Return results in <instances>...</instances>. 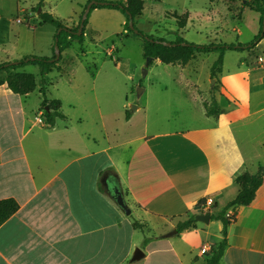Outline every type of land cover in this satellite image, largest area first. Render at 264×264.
Listing matches in <instances>:
<instances>
[{
    "label": "crops",
    "instance_id": "obj_1",
    "mask_svg": "<svg viewBox=\"0 0 264 264\" xmlns=\"http://www.w3.org/2000/svg\"><path fill=\"white\" fill-rule=\"evenodd\" d=\"M38 2L42 12L67 27L77 25L80 14L76 19L71 17L73 4L65 13L57 3L50 7L48 0ZM32 7H22L18 0H0V21L3 16L21 12L28 21L38 18L39 23L38 11ZM27 27L34 29L29 22ZM78 49L86 56L83 47ZM262 55H258L256 65L249 57L240 61L246 66L243 83L247 95L243 101L235 93L228 95L224 81L218 79L211 97L219 105L217 114L207 113L202 106L201 114H196L198 122L178 127L149 125L146 116H138L146 114L139 102L127 111V104L134 102L127 95L113 111L117 115H113L110 128L106 116L113 114L112 106L103 107L96 97L97 109L85 111L97 114L96 130L80 127V118L77 124L67 121L61 99L45 95L47 100L61 102L64 115L48 126L41 96L39 105L28 114L23 103L31 92L16 94L1 84L0 200L12 198L18 208L0 224V264H199L192 251L200 253V248L208 245L206 255L214 246L207 240L195 245L189 235L197 223L209 235L211 217L208 223L196 220L195 228L173 235L167 231L147 234L143 224H148L149 231L160 227L173 230L182 216L196 213L193 207L208 197L213 199L214 214L235 197L236 177L245 171L254 172L259 161L252 150L263 141L252 143L248 154L237 130L249 141L246 125L264 115V97L255 95L259 86L264 87V51ZM59 66L53 71L62 73ZM135 69V63L125 68L129 74ZM94 70L97 72L93 69L91 76H95ZM47 74L43 77L45 85ZM235 76L241 79V73ZM103 83L106 89L113 84ZM73 87L68 84L72 92ZM40 113L43 122L35 118ZM113 186L121 190L130 214L115 203ZM228 212L234 218L227 226V244L219 264H264V181L249 204ZM215 221L220 233L222 223ZM174 235L179 238L171 239ZM217 238L220 240L221 235ZM136 247L143 256L131 260Z\"/></svg>",
    "mask_w": 264,
    "mask_h": 264
},
{
    "label": "rangeland",
    "instance_id": "obj_2",
    "mask_svg": "<svg viewBox=\"0 0 264 264\" xmlns=\"http://www.w3.org/2000/svg\"><path fill=\"white\" fill-rule=\"evenodd\" d=\"M50 7L59 4V8L69 13L70 5L73 4L74 12L71 17L76 19L82 7L92 0H48ZM87 1V2H86ZM142 14L135 19L137 30L146 35L164 41H172L176 36V21L173 12L180 14L189 12L185 27L181 30L184 40L195 44L226 43V44H251L254 38H259L256 44L245 50H226L224 52V65L220 73L214 77L210 76V67L216 60L218 53L196 54L186 64L165 65L157 60L145 65L146 57L143 56V38L141 35L129 31L123 24L125 16L119 10H107L94 8L88 11L87 22L84 28L83 42L73 40L68 49L63 50L62 58L58 62L62 66V73L53 71L48 73V84L46 85L47 97L60 98L62 101V112L67 121L78 123L80 127H88L96 130L97 114H85V111L97 109V100L104 107L112 106V112L116 106L121 105L125 95L127 99H134L132 104L139 102L143 106L147 122L151 126L178 127L199 121L196 114H201L204 103L210 104L214 96V89L218 87V79L224 81L225 90L229 94L235 93L241 101L246 98L247 89L243 74L246 66L240 61L252 59L253 65L258 64L257 57L264 51V34L261 13L244 6L245 0H143ZM22 7L35 9L38 0H18ZM37 3V4H36ZM85 3V4H84ZM82 5V6H81ZM38 11V9H37ZM172 12V13H171ZM1 17L0 21V61L13 60L23 55H36L52 57L54 50L55 26L52 24L39 25L38 18L27 20L21 12ZM36 16V14H35ZM34 16V17H35ZM22 20L18 22L17 18ZM33 25L29 30L27 24ZM65 23L71 24L66 20ZM65 25V24H64ZM73 26H76L74 24ZM83 47L86 56L79 51ZM113 49V56L108 50ZM263 56V55H262ZM135 63L134 74L126 73V66ZM86 66L91 70L86 71ZM145 67L146 73H143ZM93 69L95 76H91ZM24 71L34 74L36 88L26 97L24 110L31 113L40 102L38 88L41 86L39 67L27 64ZM93 72V73H94ZM236 73H241L238 81ZM113 82L112 86L104 87L103 82ZM72 84L74 92L68 88ZM257 87V86H255ZM143 90L138 94L139 90ZM225 95V94H224ZM258 97H264V87L259 86ZM97 97V100H96ZM228 98H224L227 100ZM127 104V111L129 110ZM110 110V112H111ZM25 112V113H26ZM142 113V111H140ZM2 114V112H0ZM113 115L107 114L108 128L112 127ZM257 121V122H256ZM255 122L246 125L247 139L237 130V136L246 145L248 154L251 145L255 141H263V144L253 147L252 152L257 154V161L264 159V115ZM239 129V126L238 128ZM259 133V134H258ZM251 146V147H250ZM249 147V148H248ZM258 162V163H259ZM253 168L255 172L257 165ZM135 212V211H134ZM134 214V213H133ZM184 217V216H182ZM134 218V215L131 216ZM147 234H160L165 231L169 233L168 227H160L149 231L147 223H144ZM209 235L201 229V223H197V229L189 235L195 245H201L208 241L212 246L218 243L219 232L217 222L211 220L208 225ZM178 235L171 236L177 240ZM144 244H141L143 246ZM140 248V247H138ZM196 255V258L194 257ZM191 256L203 264L206 257L204 252L192 251Z\"/></svg>",
    "mask_w": 264,
    "mask_h": 264
},
{
    "label": "trees",
    "instance_id": "obj_3",
    "mask_svg": "<svg viewBox=\"0 0 264 264\" xmlns=\"http://www.w3.org/2000/svg\"><path fill=\"white\" fill-rule=\"evenodd\" d=\"M234 1V0H226ZM90 9L94 8H111L119 10L124 16L125 21L123 25L136 34H139L143 38V56L151 57L152 60H158L163 64H186L196 54L202 53H218L216 60L210 67V76L214 77L221 69L223 62V55L226 50H245L250 49L259 38H254L251 44L241 45L226 44V43H207V44H195L184 40L180 35V30L184 28L188 13L184 12L180 15L173 13L176 20V36L172 41H164L162 39H156L150 35L144 34L142 31L137 30L135 26V19L142 14L143 0H92L90 1ZM244 6H248L250 9L261 13V20L264 34V0H245ZM41 2L35 6V11L40 9ZM84 5L81 9L79 20L76 26L67 27L59 19L54 18L51 14L38 12L40 19L39 25L52 24L55 26L54 33V45L58 46V56L56 52L52 57L36 56V55H23L20 58L0 62V85L6 84V86L16 94H27L32 92L36 87L35 76L32 73L20 71L19 68L24 67L27 64L37 65L40 69L41 86L39 87V94L41 96V107L44 108L43 114L48 126H53L57 118H64L61 112V102L58 99L47 100L46 85L44 81V75L53 71L59 70V61L62 58V51L70 46L73 40L78 43L83 42L84 39V27L87 22V14L83 17ZM81 26V27H80ZM79 30V33H78ZM168 43V44H166ZM151 60V61H152ZM151 61L149 63H151ZM148 63V64H149ZM87 69L91 70L90 66ZM203 108L209 114H217L219 109L218 103L211 99L210 104L204 103ZM106 172L103 171L100 176ZM264 181V160L259 162L257 170L253 173L245 171L236 177L235 182L238 186V191L235 197L230 200L222 209L216 213L211 214V220H220L222 228L220 230L221 238L213 248L206 253L207 257L204 264H219V259L223 254V250L227 244L226 232L227 226L230 222V218L226 215L229 209H234L238 206L249 204L254 196L257 188ZM203 200H200L196 205L201 206ZM18 208V203L12 198H6L0 200V224L5 221L11 214H13ZM195 212L186 214L182 219H179L175 224L177 233L185 229L195 228L194 219ZM232 219L234 217H231Z\"/></svg>",
    "mask_w": 264,
    "mask_h": 264
},
{
    "label": "water",
    "instance_id": "obj_4",
    "mask_svg": "<svg viewBox=\"0 0 264 264\" xmlns=\"http://www.w3.org/2000/svg\"><path fill=\"white\" fill-rule=\"evenodd\" d=\"M91 2H89L85 9H84V13H83V17H85V15L87 14V12L89 11ZM40 11V9L38 8V12ZM81 27V26H80ZM79 33V30H78ZM168 44V43H166ZM54 50L56 52V56H58V46L55 44L54 45ZM152 60L151 57H146V62L145 65H147L150 61ZM146 66H144L143 68V73H146ZM142 92V89L138 91V94H140ZM137 107V105L135 104H130L129 108L130 109H135ZM112 197L115 201V203L123 210V212L125 214H130L131 209L127 206V204L125 203L124 197L122 195L121 190L117 187V186H113L112 187ZM193 209L196 211L195 215H194V219L197 221H201V222H205L208 223L211 217V214L209 212H201L200 206H194ZM177 230L174 228L173 230H171L169 233H167V235H173L176 234ZM143 256V251L136 247L133 251V254L131 256V260H137L139 258H141Z\"/></svg>",
    "mask_w": 264,
    "mask_h": 264
},
{
    "label": "built area",
    "instance_id": "obj_5",
    "mask_svg": "<svg viewBox=\"0 0 264 264\" xmlns=\"http://www.w3.org/2000/svg\"><path fill=\"white\" fill-rule=\"evenodd\" d=\"M17 21H18V22H22V20L19 19V18H17ZM108 53H109V55L113 56V54H112V53H113V49L110 48V49L108 50ZM35 118H36L38 121H40V122H41V121H42V122L44 121L41 113H40L39 115L35 116ZM212 207H213V199L210 198V197H208V198H204V199H203V204L200 206V209H201V212H204V213H205V212H209V213L211 214ZM226 215L230 218V220L232 219L231 217H233V216L231 215V213L228 212V211H227ZM208 249H209L208 245H204V246H202V247L200 248V250H201L202 252H206Z\"/></svg>",
    "mask_w": 264,
    "mask_h": 264
}]
</instances>
